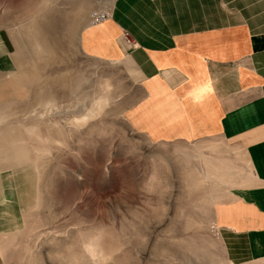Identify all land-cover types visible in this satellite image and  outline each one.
Wrapping results in <instances>:
<instances>
[{
  "label": "rangeland",
  "instance_id": "1",
  "mask_svg": "<svg viewBox=\"0 0 264 264\" xmlns=\"http://www.w3.org/2000/svg\"><path fill=\"white\" fill-rule=\"evenodd\" d=\"M115 1L0 0L13 64L0 69V170L22 205L21 226L0 231V264H264L245 261L216 219L250 178L243 150L155 140L132 124L139 44L124 25L106 29ZM121 1L141 20L154 2Z\"/></svg>",
  "mask_w": 264,
  "mask_h": 264
},
{
  "label": "crops",
  "instance_id": "2",
  "mask_svg": "<svg viewBox=\"0 0 264 264\" xmlns=\"http://www.w3.org/2000/svg\"><path fill=\"white\" fill-rule=\"evenodd\" d=\"M119 1L106 29L124 25L136 37L130 58L145 90L132 124L155 140L219 138L243 150L250 178L217 204L216 219L224 236L243 241L245 261L264 260V0H240L239 9L220 0H154L142 20ZM4 50L0 69L8 70ZM1 188L10 205H0V231L15 230L22 205L8 169L0 170Z\"/></svg>",
  "mask_w": 264,
  "mask_h": 264
}]
</instances>
